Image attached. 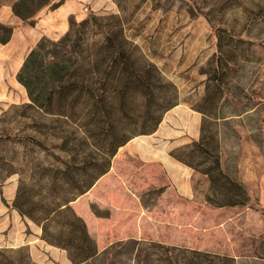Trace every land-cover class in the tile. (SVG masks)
Returning a JSON list of instances; mask_svg holds the SVG:
<instances>
[{
    "label": "rangeland",
    "instance_id": "rangeland-1",
    "mask_svg": "<svg viewBox=\"0 0 264 264\" xmlns=\"http://www.w3.org/2000/svg\"><path fill=\"white\" fill-rule=\"evenodd\" d=\"M15 1L0 0V22L13 27L9 42L0 43L2 126L15 131L21 126L19 121H40L46 123L40 130L55 132L51 122L55 117L23 108L29 99L16 74L41 38L59 39L70 19L78 22L90 13L123 14L128 20L126 35L179 91L178 103L164 114L159 125L162 130L166 125L165 136L157 131L137 135L117 150L113 168L117 175L109 180L114 217L96 219L98 254L76 264H156L134 240L228 255L234 257L235 264H264V0H259L260 8L251 0H243L244 6L226 12L228 22L236 31L242 30L240 36L248 43L243 46L247 47L243 59L231 72L216 130L222 168L244 184L249 204L222 208L205 201L207 178L170 155L171 150L199 138L201 114L193 105L204 93V71L216 52L214 28L207 19L201 14L190 16V3L185 0H121L122 12L117 0H65L55 9H41L30 24L12 12ZM245 6L256 13L253 20V15L249 17L242 10ZM38 137L44 135L38 133ZM12 147L17 158L43 154L36 149L31 152L30 147ZM139 168L148 172L131 177ZM8 170L12 173L1 179ZM13 170L0 161V248L24 246L36 264H75L72 252L42 239L41 227L12 206L20 181L24 187H33L30 180ZM169 183L175 194L169 190L160 197L150 195L149 206L142 207L141 193ZM33 188L31 195L40 199ZM100 193L102 187L98 186L81 205L97 204ZM107 247L111 249L105 253Z\"/></svg>",
    "mask_w": 264,
    "mask_h": 264
},
{
    "label": "trees",
    "instance_id": "trees-1",
    "mask_svg": "<svg viewBox=\"0 0 264 264\" xmlns=\"http://www.w3.org/2000/svg\"><path fill=\"white\" fill-rule=\"evenodd\" d=\"M65 0H16L12 12L32 23L43 8L55 9ZM117 0L121 12L124 7ZM190 16L203 15L214 28L216 52L208 61L204 93L193 105L201 114L199 138L175 148L170 155L203 174L208 181L205 201L216 208L244 207L249 196L244 184L222 168L216 121L222 117L225 89L231 72L243 59L248 43L226 18V12L244 6L243 0H185ZM250 3L260 8L259 0ZM253 20L252 7H242ZM128 20L123 14H88L80 21L69 20L67 31L57 40L43 37L31 48L16 74L35 109L55 117V130H40L46 123L19 121L15 131L0 124V161L33 187L19 182L12 206L41 227V238L72 252L76 264L97 256L96 219H112L109 180L117 175V150L137 135L156 131L164 114L179 101L177 86L166 79L141 46L125 33ZM13 27L0 22V43L9 42ZM98 36V37H97ZM95 37V38H94ZM2 122V121H1ZM56 123V124H55ZM38 133L44 137L39 138ZM13 145L43 152L42 156L20 157ZM17 162V163H16ZM18 164V167L16 165ZM151 166L150 163L146 164ZM143 171V172H142ZM141 168L131 177L146 174ZM12 173L8 170L1 179ZM102 187V197L89 207L81 201ZM171 190L169 183L148 189L139 196L143 208L150 195ZM34 193L36 194V192ZM1 200L4 201L1 196ZM142 244L156 264H235L234 257L211 254L157 242ZM110 247L105 248L108 253ZM0 264H36L26 247L0 248Z\"/></svg>",
    "mask_w": 264,
    "mask_h": 264
},
{
    "label": "crops",
    "instance_id": "crops-1",
    "mask_svg": "<svg viewBox=\"0 0 264 264\" xmlns=\"http://www.w3.org/2000/svg\"><path fill=\"white\" fill-rule=\"evenodd\" d=\"M161 122H162V121H161ZM161 122H160V123H161ZM163 124H164V121H163ZM159 125H160V124H159ZM194 125H195V123L193 124L192 128L194 127ZM164 126H165V127H164L163 130L161 129V126H158V128H157V130H156L157 132H159V135H160V136H165V134L167 133L166 125L164 124ZM189 128H191V127H189ZM161 130H162V131H161ZM156 131H155V132H156Z\"/></svg>",
    "mask_w": 264,
    "mask_h": 264
}]
</instances>
